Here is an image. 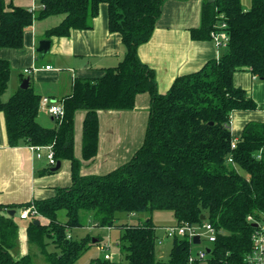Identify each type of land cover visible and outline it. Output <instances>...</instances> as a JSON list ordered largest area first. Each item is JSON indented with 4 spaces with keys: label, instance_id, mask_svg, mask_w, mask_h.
Segmentation results:
<instances>
[{
    "label": "trees",
    "instance_id": "trees-1",
    "mask_svg": "<svg viewBox=\"0 0 264 264\" xmlns=\"http://www.w3.org/2000/svg\"><path fill=\"white\" fill-rule=\"evenodd\" d=\"M163 0H39L32 9L0 0V50L23 46L24 30L34 20L64 14L43 37L68 36L73 29L93 26L99 6H107V24L125 48L114 66L101 68L95 77H75L64 96L63 117L44 127L37 121L41 95L29 85L7 100L11 67L0 57V112L9 146H51L57 161H70L71 183L54 195L20 204L0 203V264H80L79 257L94 243L68 233L91 221L101 228H118L119 252L124 261L96 258L87 264H188L192 242L172 238L168 260L156 254V225L152 218L117 224V213L137 215L154 210L172 211L175 225L210 223L215 239L204 264H246L251 236L264 214V122H249L232 148L228 124L233 110H253L256 102L233 84L236 71L248 70L264 82V0H203L200 24L191 28L195 40L210 39L219 24H226L228 41L222 54L191 73L177 76L163 93L157 89L155 70L138 56L161 13ZM148 93L150 103L143 142L129 160L105 174H81L73 153V119L84 110L81 156L97 153L98 110H130L135 98ZM259 151H261L260 156ZM229 158L232 161H229ZM53 167L44 169L51 172ZM33 203L48 221L27 225V240L44 262L31 254L15 258L18 225L15 212ZM63 218H60V213ZM250 216L252 220L248 219ZM201 217H204L202 219ZM69 235V237H68ZM50 247H52L50 249ZM195 262L194 264H196Z\"/></svg>",
    "mask_w": 264,
    "mask_h": 264
},
{
    "label": "crops",
    "instance_id": "crops-1",
    "mask_svg": "<svg viewBox=\"0 0 264 264\" xmlns=\"http://www.w3.org/2000/svg\"><path fill=\"white\" fill-rule=\"evenodd\" d=\"M202 1L163 0L150 39L138 46L139 58L155 70L157 89L161 93L170 87L177 76L200 69L206 61L218 58L224 50L223 47L215 46L210 39L195 40L191 37V28L200 24ZM12 3L33 9L41 6L39 0H12ZM247 5H243V8H247ZM63 18L64 14H56L34 20L24 30L21 48L0 50V57L9 62L11 70L17 67L20 71L16 90L24 79H28L27 86L31 85L41 98L48 96L61 104L63 97L71 92L75 77L99 76L101 68L116 65L125 52L120 35L108 30L107 6L104 3L99 6L92 28L73 29L68 36H53L47 39L50 41L48 52H38L39 41L46 39L43 37L44 32L58 25ZM46 65H50V68H45ZM24 74L29 76L23 78ZM233 84L244 89L257 104L253 110L231 112V134L238 139L247 123L264 122V82L245 69L233 74ZM149 103V94L140 93L135 98L133 109L98 110L97 153L88 160L81 156L85 111L75 112L73 153L80 161L81 174H105L130 159L143 142ZM37 121L44 127L55 125V118L45 107H40ZM39 153L40 156H37L36 151L25 144H7L4 118L0 112V203L20 204L45 199L54 195L57 188L70 185V161L60 160L58 169L45 172L44 169L54 166L48 164L46 146ZM17 212L19 210L14 215ZM36 219L40 223L48 221L42 216ZM30 220L20 219L24 222L21 226L16 221L18 231L15 248H19V252L27 247V225ZM98 238L101 236L94 237L92 242Z\"/></svg>",
    "mask_w": 264,
    "mask_h": 264
},
{
    "label": "rangeland",
    "instance_id": "rangeland-1",
    "mask_svg": "<svg viewBox=\"0 0 264 264\" xmlns=\"http://www.w3.org/2000/svg\"><path fill=\"white\" fill-rule=\"evenodd\" d=\"M241 1V5H245V4H249L247 5V8L250 6V0H240ZM19 69L17 67H13L11 70V75H10V82H9V86L7 88V90L5 91V93L2 95V100L5 101L8 99V97L15 92V88L20 80L19 77ZM29 74H24L23 78L28 77ZM60 218H63V213L61 212L60 214ZM15 221H17L18 225L21 226V223H24L23 221H20V219L18 218V212L13 215ZM117 219H116V223L117 224H125V223H133L136 222L137 219H141L144 220L146 218H148L149 216L152 218V221L154 222V224L157 226L156 227V236H157V240L158 239H162V243L161 244H156V254L157 257L160 260L166 261L168 260V256H169V251L171 248V242H172V238H168V237H164V231H163V227L168 226V224L171 225H175L176 220L175 217L172 213V211L170 210H154L152 212H144V213H140L137 215H133V214H126V213H117ZM174 223V224H173ZM198 232H200L199 230H197ZM69 235H72L74 238L80 239L86 235H89L91 237H97V236H101V245H97V244H92L78 259V263L80 264H87L89 262H91L92 260L96 259V258H103L104 253H109L111 256V260L116 261V262H120V261H124V257L123 255L119 252V247H118V238L120 235V229L118 228H101V227H96L93 225V223L91 221H89L88 223L85 224V226L80 227V228H75L72 231H70L68 233ZM92 238V240H93ZM201 241L197 244H192V250H191V255L192 256H196L197 253L204 249L205 247L209 246V242H207L204 239L203 234L201 235ZM156 240V241H157ZM26 249L23 252H19V248H15L12 250V255L15 258H19L20 256L24 255V254H31L33 256V260L35 262H44V256L40 254V252L38 251L37 247L27 243L26 244ZM100 246H102V248H105V250H102L100 248ZM52 247H50L51 249ZM196 264H204V262H197Z\"/></svg>",
    "mask_w": 264,
    "mask_h": 264
},
{
    "label": "built area",
    "instance_id": "built-area-1",
    "mask_svg": "<svg viewBox=\"0 0 264 264\" xmlns=\"http://www.w3.org/2000/svg\"><path fill=\"white\" fill-rule=\"evenodd\" d=\"M33 9V8H32ZM226 24L222 22L215 28L214 31L211 32L210 38L217 47H224L228 41V34L225 30ZM45 68H50V65H46ZM25 71H28V69H25ZM40 107H45V109L51 114L55 119L60 120L64 115V108L61 103H57L55 101H52L48 96H43L40 100ZM229 128L231 127V122L228 124ZM231 131V128H230ZM237 139H233L231 143V147L233 148L235 146V142ZM45 146H30L32 150H35L37 153V156H40V150L44 148ZM48 149V153L46 155L48 164L50 166L56 165V160L54 158V153L51 146H46ZM261 151H259L260 156ZM229 161H232L231 158H229ZM41 215L37 212L36 208L34 207L33 203H31L29 206L22 207L19 209L18 217L20 219H33L40 217ZM249 220L253 219L248 216ZM164 231V237L173 238L175 236H188L190 241H193V237L195 235L199 236V240L201 241V235L203 234L204 239L207 242H212L215 239L216 231L214 227L208 223L205 222L201 226H190V225H170L165 226L162 228ZM199 230L200 232H198ZM69 237V235H68ZM252 241V248L250 252L246 255L245 261L246 264H264V214L263 218L260 221V223L257 222L256 229L252 233L251 236ZM158 244L162 243V239L157 240ZM193 243V242H192ZM194 244V243H193ZM102 250H105V248H102ZM206 248V247H205ZM202 249L200 250L197 255L194 257L189 255L188 257V264H194L197 261L203 260L206 257V250ZM104 258L109 259L111 258L109 253H104Z\"/></svg>",
    "mask_w": 264,
    "mask_h": 264
},
{
    "label": "water",
    "instance_id": "water-1",
    "mask_svg": "<svg viewBox=\"0 0 264 264\" xmlns=\"http://www.w3.org/2000/svg\"><path fill=\"white\" fill-rule=\"evenodd\" d=\"M49 45H50V41L47 40V39H42L39 41V44H38V47H37V51L44 54V53H47L48 50H49ZM28 85V79H24L22 81V83L20 84V88H25L27 87ZM60 166V161H57L56 162V165L52 168V170H56L58 169ZM7 213L10 215V216H13L15 211L14 210H8ZM202 219H204V217H201ZM33 222L35 224H38L39 223V220L38 219H34ZM254 226H257V223H254L253 224ZM194 244H197L200 242L199 240V236L198 235H195L193 237V241H192ZM206 252L208 253L210 251V249L208 247L205 248Z\"/></svg>",
    "mask_w": 264,
    "mask_h": 264
}]
</instances>
